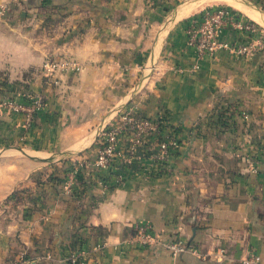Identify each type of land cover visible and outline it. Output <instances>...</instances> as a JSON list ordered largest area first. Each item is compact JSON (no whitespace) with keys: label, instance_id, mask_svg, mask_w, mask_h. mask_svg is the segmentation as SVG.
Here are the masks:
<instances>
[{"label":"crops","instance_id":"crops-1","mask_svg":"<svg viewBox=\"0 0 264 264\" xmlns=\"http://www.w3.org/2000/svg\"><path fill=\"white\" fill-rule=\"evenodd\" d=\"M237 1L261 18L245 13L248 38L260 36L264 0ZM206 2L240 11L225 0H0V98L44 102L29 128L0 107V264H72L76 251L80 264H242L252 249L264 260V49L198 58L185 28ZM62 56L80 68L53 83L42 65ZM132 104L163 115L162 136L179 147L167 164L96 167L95 128ZM140 221L161 242H132ZM173 240L196 252L174 257Z\"/></svg>","mask_w":264,"mask_h":264},{"label":"built area","instance_id":"built-area-1","mask_svg":"<svg viewBox=\"0 0 264 264\" xmlns=\"http://www.w3.org/2000/svg\"><path fill=\"white\" fill-rule=\"evenodd\" d=\"M235 29L245 35L231 42L221 37L225 29ZM257 30L254 21L237 9L228 5H210L194 13L188 18L185 28L186 43L193 48L198 58H216L222 51H229L240 55L250 56L259 49H264V31L261 35L251 38L248 35ZM246 36V37H245ZM79 63L69 57L46 58L42 65L44 75L51 79L53 83H58L59 73L68 70H78ZM264 82V63L261 66ZM23 96V100L19 97ZM19 97L9 96L0 98V107L13 113H19L23 117L26 127H31L38 111L44 106L41 97L23 93ZM26 97V98H25ZM25 99L27 101H25ZM245 119L249 118L248 113L243 112ZM167 121L163 115L157 118H149L138 112L136 104L120 107L116 115L109 121L103 122L95 128L94 165L102 168L113 166L115 161L122 157L125 161L141 160L144 156L154 160L157 164H167L173 151L179 147V142L175 136H162V131L166 127ZM155 136L156 144L149 148L147 152L143 150L149 145L150 138ZM124 143L125 146L123 145ZM252 169L256 170L252 159H249ZM85 166L77 163L75 167L67 173L63 187L67 192L75 190L73 181L82 174ZM132 242L141 247H149L161 242L160 234L150 221H140L135 225V233L131 237ZM174 257L184 251L196 249L191 248L182 240H173L164 243ZM84 251L73 252L69 260L73 264H80ZM242 264H264L261 254L255 250H250L241 259Z\"/></svg>","mask_w":264,"mask_h":264},{"label":"bare ground","instance_id":"bare-ground-1","mask_svg":"<svg viewBox=\"0 0 264 264\" xmlns=\"http://www.w3.org/2000/svg\"><path fill=\"white\" fill-rule=\"evenodd\" d=\"M226 2L230 3L231 5L237 7L238 9L245 11L248 15H250L251 17L260 20L261 18H259V16L252 11L249 7L246 6V4H243V2H239L237 0H225Z\"/></svg>","mask_w":264,"mask_h":264},{"label":"trees","instance_id":"trees-1","mask_svg":"<svg viewBox=\"0 0 264 264\" xmlns=\"http://www.w3.org/2000/svg\"><path fill=\"white\" fill-rule=\"evenodd\" d=\"M23 96H20L19 97V100H23ZM26 98V97H25ZM25 101H27L26 99H25ZM67 165H64L63 166V168H65ZM62 172H63V174L65 173V171H67V169L65 168L64 170H61ZM63 174H60V172L58 171V169H56L54 172H53V176L52 177H55V178H57V179H61L62 177H61V175H63ZM63 179V178H62ZM71 262V261H70ZM72 263V262H71ZM73 264V263H72Z\"/></svg>","mask_w":264,"mask_h":264},{"label":"rangeland","instance_id":"rangeland-1","mask_svg":"<svg viewBox=\"0 0 264 264\" xmlns=\"http://www.w3.org/2000/svg\"><path fill=\"white\" fill-rule=\"evenodd\" d=\"M184 1V0H183ZM219 1H224V0H219ZM219 4H222L223 5V3H219ZM210 5H213L212 3L211 4H209L208 2H206V3H203V6H205V7H208V6H210ZM224 5H227V4H224ZM240 12H241V10H240ZM242 13H246L245 11H242Z\"/></svg>","mask_w":264,"mask_h":264}]
</instances>
